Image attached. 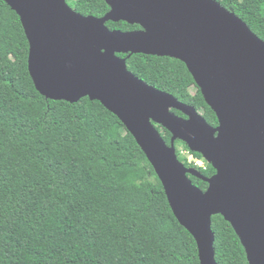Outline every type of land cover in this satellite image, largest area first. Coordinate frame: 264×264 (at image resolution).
<instances>
[{"label": "water", "instance_id": "obj_1", "mask_svg": "<svg viewBox=\"0 0 264 264\" xmlns=\"http://www.w3.org/2000/svg\"><path fill=\"white\" fill-rule=\"evenodd\" d=\"M2 1L20 20L35 90L51 101H97L121 122L194 239L199 264H217L216 215L234 231L247 264H264V41L215 0H103L102 17L83 16L66 0ZM108 22L139 29L109 30ZM131 55L183 63L217 125L130 72ZM155 126L170 134L169 145ZM176 141L214 174L186 168Z\"/></svg>", "mask_w": 264, "mask_h": 264}, {"label": "trees", "instance_id": "obj_2", "mask_svg": "<svg viewBox=\"0 0 264 264\" xmlns=\"http://www.w3.org/2000/svg\"><path fill=\"white\" fill-rule=\"evenodd\" d=\"M215 1L264 41V0ZM69 6L83 16L109 10L103 0ZM106 26L139 29L124 22ZM27 58L20 20L0 0V264H199L194 239L175 219L155 172L121 122L88 98L75 104L43 98ZM126 64L217 125L183 63L131 55ZM155 128L169 145L170 134ZM198 171L214 174L210 165ZM188 177L206 190L205 182ZM211 221L216 263L247 264L230 225L220 215Z\"/></svg>", "mask_w": 264, "mask_h": 264}, {"label": "built area", "instance_id": "obj_3", "mask_svg": "<svg viewBox=\"0 0 264 264\" xmlns=\"http://www.w3.org/2000/svg\"><path fill=\"white\" fill-rule=\"evenodd\" d=\"M177 157L181 158L183 161H180L186 168L195 169V170H206L208 163L202 157H196L185 147H176Z\"/></svg>", "mask_w": 264, "mask_h": 264}, {"label": "rangeland", "instance_id": "obj_4", "mask_svg": "<svg viewBox=\"0 0 264 264\" xmlns=\"http://www.w3.org/2000/svg\"><path fill=\"white\" fill-rule=\"evenodd\" d=\"M67 4L73 6L74 4V0H66ZM190 92L193 93L195 91V88L194 87H190L189 88ZM199 114H201L199 111H198ZM175 147H184V145L182 143H179V141H177V143L175 144Z\"/></svg>", "mask_w": 264, "mask_h": 264}, {"label": "flooded vegetation", "instance_id": "obj_5", "mask_svg": "<svg viewBox=\"0 0 264 264\" xmlns=\"http://www.w3.org/2000/svg\"><path fill=\"white\" fill-rule=\"evenodd\" d=\"M121 58H125L126 56L125 55H119ZM182 118H185L184 116H182ZM177 143V141L175 142V144ZM179 143H182V142H180L179 141ZM183 144V143H182ZM183 145H185V144H183Z\"/></svg>", "mask_w": 264, "mask_h": 264}]
</instances>
